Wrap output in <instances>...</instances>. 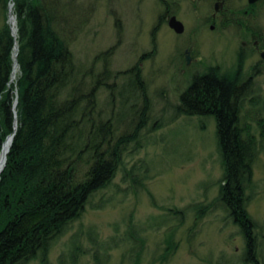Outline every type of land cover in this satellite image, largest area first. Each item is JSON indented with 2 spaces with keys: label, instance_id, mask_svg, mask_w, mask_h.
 <instances>
[{
  "label": "trees",
  "instance_id": "1",
  "mask_svg": "<svg viewBox=\"0 0 264 264\" xmlns=\"http://www.w3.org/2000/svg\"><path fill=\"white\" fill-rule=\"evenodd\" d=\"M8 2H13L15 36L8 24ZM71 13L62 0H0V152L13 133L15 119L17 124L0 173V264H47L54 242L88 208L101 209L109 201L104 194L119 172L123 182L138 184L145 177L135 172L139 167L146 172V164L127 170L124 163L127 152L141 148L139 137L149 118V98L141 78L125 80L129 94H118L124 112L104 117L95 91L106 79L107 68L88 89L86 72L70 49ZM15 43L18 73L11 83ZM234 91L232 85H209L198 78L181 95L179 110L214 120L222 171L216 200L244 240L242 263L261 264L257 227L247 205L253 167L264 148V121L258 122L256 137L240 117L244 98ZM106 97L113 107L114 94ZM128 118L133 125L119 131ZM168 212L173 217L184 214L178 209ZM87 236L100 248L95 250V262L100 260L99 251L101 256L116 244L115 238L99 241L95 231L89 230ZM72 248L74 258L77 249ZM133 251L136 256L137 248Z\"/></svg>",
  "mask_w": 264,
  "mask_h": 264
},
{
  "label": "rangeland",
  "instance_id": "2",
  "mask_svg": "<svg viewBox=\"0 0 264 264\" xmlns=\"http://www.w3.org/2000/svg\"><path fill=\"white\" fill-rule=\"evenodd\" d=\"M62 1L69 15L72 12L73 28L68 32L70 49L86 72L87 88L92 87L106 66V79L95 91L99 94L103 116L108 117L113 111L124 112L118 94H129L125 80L130 76L122 74L133 68L141 54L151 51L150 36L137 33L138 25L131 23L123 35L100 28L106 15L100 8L102 0ZM123 1H130L131 5L137 0ZM248 26L250 32L259 33L260 49H264V7L255 18L248 19ZM248 32L211 33L204 29L193 34L198 62L173 80L164 75L161 55L164 42L160 40L158 56L141 69V81L149 98V118L139 137L141 148L127 152L124 158L127 170L135 164H146V172L144 167L135 172L145 177L138 184L131 180L123 182V174L119 172L111 190L104 194L109 201L101 209L88 208L54 242L47 264L62 261L64 264H243L244 240L216 200L222 171L214 120L180 114L179 107L180 97L189 87L194 71L211 69L231 77L238 73L243 82L253 76L254 80L242 92L240 117L258 137V122L264 121V63L253 54ZM242 41L247 45L240 50L243 54L239 61L237 50ZM110 92L116 97L113 107L106 100ZM132 125L129 118L124 119L119 131ZM248 196L247 212L257 227V251L264 264V148L254 164L253 188ZM169 209L184 210V214L173 217ZM89 230L98 233L99 241L116 239L113 248L103 250L105 254L100 256L98 252V262L93 256L100 248L88 240ZM168 241L172 242L171 248ZM72 247L77 249L74 258L70 256ZM133 248H137L136 256ZM29 264H39V261Z\"/></svg>",
  "mask_w": 264,
  "mask_h": 264
},
{
  "label": "flooded vegetation",
  "instance_id": "3",
  "mask_svg": "<svg viewBox=\"0 0 264 264\" xmlns=\"http://www.w3.org/2000/svg\"><path fill=\"white\" fill-rule=\"evenodd\" d=\"M129 3L130 1L123 0H102L100 8L106 15L103 17L105 18L104 24L100 28L107 29V31L111 29L114 34L123 35L133 24L138 25L136 26L137 33L145 32V35L150 36L151 51L141 54L135 65H132L133 68L125 72H131L129 76L132 80L135 77L142 78L141 69L144 64L158 56L160 40L164 42L161 52L163 65L161 66L164 68V75L170 80H173L175 76L184 75L187 68L195 66L198 62V47L193 34L204 29L211 33L228 31L229 34L231 32L236 34L246 32L247 34L249 31L248 38L252 44L253 54L264 63V49H260L261 37L259 33L250 32L248 29V19L255 18L261 11L264 7V0H137L132 1L131 5ZM109 19L111 23H107ZM162 35L165 37L162 38ZM240 45L241 48L237 50L239 61L243 54V52L240 54V50L247 43L242 41ZM258 65L257 63L256 66ZM211 72L210 70L191 72L193 73L191 83L198 78H203L209 85L214 83H220L225 87L232 85L235 90L234 94H242L248 83L254 80L251 76L243 82L237 77L238 73L231 77ZM187 89L188 87L182 94H186ZM189 94H195V92L189 90Z\"/></svg>",
  "mask_w": 264,
  "mask_h": 264
},
{
  "label": "water",
  "instance_id": "4",
  "mask_svg": "<svg viewBox=\"0 0 264 264\" xmlns=\"http://www.w3.org/2000/svg\"><path fill=\"white\" fill-rule=\"evenodd\" d=\"M9 7H10V5H8V24H10V22H9V12H10V8ZM15 26H16V21H15ZM178 32H180V30H178ZM11 33H12L13 36H15L16 28L14 30H12V27H11ZM17 50H18V46L15 43V45H14L13 58H14V64H15V66H17V68H18L17 61L15 59L16 58V52H17ZM14 64H13V68H14ZM15 106H16V101L14 103L13 110H14ZM13 112L16 113L15 110ZM16 128H17V124H16V121L14 120L13 125H12L13 133L11 135L7 136L6 139H5V141L2 144V149H1V152H0V157H1L0 173L2 172V170H3L4 166H5V163H6V155L9 152V149H10V146H11V143H12V140L14 138V131L16 130Z\"/></svg>",
  "mask_w": 264,
  "mask_h": 264
},
{
  "label": "bare ground",
  "instance_id": "5",
  "mask_svg": "<svg viewBox=\"0 0 264 264\" xmlns=\"http://www.w3.org/2000/svg\"><path fill=\"white\" fill-rule=\"evenodd\" d=\"M10 12H9V19H10V24H11V26H12V30H14L15 29V17H14V15H13V2H10ZM18 71V68H17V66H15V64H14V68H13V71H12V75H11V79H10V82L12 83L14 80H15V78H16V72ZM15 121H16V119H15ZM0 162H1V157H0Z\"/></svg>",
  "mask_w": 264,
  "mask_h": 264
}]
</instances>
